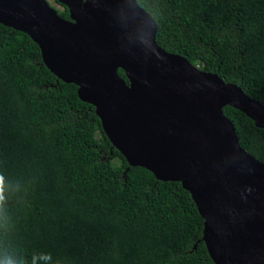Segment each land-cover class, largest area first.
<instances>
[{"label":"trees","instance_id":"16d2710c","mask_svg":"<svg viewBox=\"0 0 264 264\" xmlns=\"http://www.w3.org/2000/svg\"><path fill=\"white\" fill-rule=\"evenodd\" d=\"M137 2L162 49L264 104V0ZM224 114L264 164V129L233 107ZM203 229L181 183L131 167L78 87L0 24V264H214Z\"/></svg>","mask_w":264,"mask_h":264},{"label":"water","instance_id":"95a60500","mask_svg":"<svg viewBox=\"0 0 264 264\" xmlns=\"http://www.w3.org/2000/svg\"><path fill=\"white\" fill-rule=\"evenodd\" d=\"M58 3L69 20L48 0H0V24L29 36L47 68L78 87L131 167L190 193L214 264H264V164L224 114L233 107L264 129V104L162 49L137 0Z\"/></svg>","mask_w":264,"mask_h":264},{"label":"rangeland","instance_id":"374dc122","mask_svg":"<svg viewBox=\"0 0 264 264\" xmlns=\"http://www.w3.org/2000/svg\"><path fill=\"white\" fill-rule=\"evenodd\" d=\"M48 2L56 9H61V6L59 3H57L55 0H48Z\"/></svg>","mask_w":264,"mask_h":264},{"label":"clouds","instance_id":"9594fccd","mask_svg":"<svg viewBox=\"0 0 264 264\" xmlns=\"http://www.w3.org/2000/svg\"><path fill=\"white\" fill-rule=\"evenodd\" d=\"M7 264H12V262L11 261H8Z\"/></svg>","mask_w":264,"mask_h":264}]
</instances>
